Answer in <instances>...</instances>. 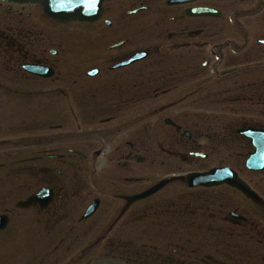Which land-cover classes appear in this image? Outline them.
Listing matches in <instances>:
<instances>
[{
	"label": "flooded vegetation",
	"instance_id": "flooded-vegetation-1",
	"mask_svg": "<svg viewBox=\"0 0 264 264\" xmlns=\"http://www.w3.org/2000/svg\"><path fill=\"white\" fill-rule=\"evenodd\" d=\"M100 2L0 0V264H264V0Z\"/></svg>",
	"mask_w": 264,
	"mask_h": 264
},
{
	"label": "water",
	"instance_id": "water-1",
	"mask_svg": "<svg viewBox=\"0 0 264 264\" xmlns=\"http://www.w3.org/2000/svg\"><path fill=\"white\" fill-rule=\"evenodd\" d=\"M89 4L90 0H53L52 4L48 5L47 3L48 6H45V9L47 10L48 14L54 16V18L62 22H68L77 19H94L99 15L101 8L99 7L100 9L98 11H92L89 9ZM39 197V195L29 197L25 202H23V206L36 204ZM100 264L113 263L103 262Z\"/></svg>",
	"mask_w": 264,
	"mask_h": 264
},
{
	"label": "rangeland",
	"instance_id": "rangeland-1",
	"mask_svg": "<svg viewBox=\"0 0 264 264\" xmlns=\"http://www.w3.org/2000/svg\"><path fill=\"white\" fill-rule=\"evenodd\" d=\"M105 162H106V159H102V161H101V168L105 165ZM114 165H115V163H114ZM116 166V165H115ZM117 173L116 174H119V170H117L116 171ZM104 174V172H103V170L101 169V175H103ZM108 177H109V175H108ZM102 178H104V180L103 181H106V179H105V176L104 177H102ZM107 182V181H106ZM108 184H109V182H107ZM93 184H94V181L92 180V185L90 184L89 186H90V188H93ZM116 185H118V183L116 184ZM96 185H95V189H96ZM106 189H107V191H113V188L109 185V186H106ZM95 192H97V191H95ZM108 241V239L106 240V242Z\"/></svg>",
	"mask_w": 264,
	"mask_h": 264
}]
</instances>
